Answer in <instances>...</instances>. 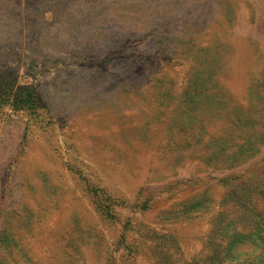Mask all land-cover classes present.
I'll return each instance as SVG.
<instances>
[{"label": "rangeland", "instance_id": "rangeland-1", "mask_svg": "<svg viewBox=\"0 0 264 264\" xmlns=\"http://www.w3.org/2000/svg\"><path fill=\"white\" fill-rule=\"evenodd\" d=\"M0 264H264V0H0Z\"/></svg>", "mask_w": 264, "mask_h": 264}]
</instances>
